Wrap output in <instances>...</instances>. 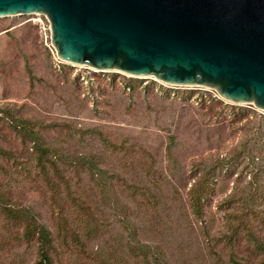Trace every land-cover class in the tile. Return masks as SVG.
Instances as JSON below:
<instances>
[{
  "label": "rangeland",
  "instance_id": "1",
  "mask_svg": "<svg viewBox=\"0 0 264 264\" xmlns=\"http://www.w3.org/2000/svg\"><path fill=\"white\" fill-rule=\"evenodd\" d=\"M159 85L151 78L61 63L43 17L0 19V106L27 120L58 154L99 155L98 163L111 181L105 191L88 180L74 191L77 200L89 201L92 214L103 223L101 232L84 242L85 247L67 238L68 247L59 248L53 264H140L128 252V245L134 247L138 240L159 247L169 264H232V260L258 264L260 255L252 240L264 245V131L257 139L252 133L254 127L264 125V113L251 105L222 101L213 91L175 87L167 93ZM200 99H210L215 107L202 110L195 103ZM230 108L234 113L247 112L243 119L235 118ZM93 131L100 138L89 137ZM171 136L176 138L178 159L184 164L229 155L228 160L234 161L233 171L214 186L207 228L188 215L185 203L170 204L173 195L168 185L175 182L171 179L161 183L160 193L154 191L162 200L160 210L172 206L170 234L161 225L160 234L156 232L148 206L123 191V181L151 185L160 176L169 177L165 150ZM17 138L13 127L0 120V151L33 165L34 155L26 153ZM105 139L110 146L102 143ZM255 147L263 150L262 156L249 159ZM257 168L261 169L256 181L263 189L261 195L244 192L248 183L255 182L250 171ZM13 169L12 162L0 156V193L12 204L32 207L53 228L40 181ZM76 212L73 209L69 215L75 217ZM124 217L132 229H124ZM66 228L72 232L74 223ZM21 235L22 228L8 224L0 215V264L35 263L33 246L23 244ZM231 235L237 240L228 241Z\"/></svg>",
  "mask_w": 264,
  "mask_h": 264
},
{
  "label": "water",
  "instance_id": "2",
  "mask_svg": "<svg viewBox=\"0 0 264 264\" xmlns=\"http://www.w3.org/2000/svg\"><path fill=\"white\" fill-rule=\"evenodd\" d=\"M43 17L63 64L213 91L264 113V0H0Z\"/></svg>",
  "mask_w": 264,
  "mask_h": 264
},
{
  "label": "trees",
  "instance_id": "3",
  "mask_svg": "<svg viewBox=\"0 0 264 264\" xmlns=\"http://www.w3.org/2000/svg\"><path fill=\"white\" fill-rule=\"evenodd\" d=\"M76 81H78V79ZM159 86H162L167 93L175 88L162 84ZM126 88L131 87L129 86ZM195 103L202 110L215 107V104L210 105V99H200ZM228 110L232 117H241L242 119L245 116L243 112H247L245 110H238L234 113L233 111L231 112V108ZM261 119L264 121V116H262ZM0 120H3L10 127H13L18 136L17 139H19L21 148L26 153H29V155H34V164H24L19 159H12L6 154V150H3V152L0 151V156L12 162L14 165L13 170L16 173L35 177L40 181L44 187V192L47 194V207L50 209L49 216L54 223L53 228L48 227V225L44 223L39 212H36L32 207H20L19 205L12 204L8 201L7 197L1 193L0 215L4 217L8 224L22 228L21 241L23 244L33 246L37 258L34 264H53V261L58 258L59 248L64 246L68 247V244H66L67 238H69L75 246L85 247L86 243L97 238L101 232V224L103 223L100 224L92 214L89 206L90 204H88L89 201L77 200V197L74 196V191L78 190L81 184L86 180L93 181L94 184L105 191L107 187H111V181L108 182L104 170L98 163L99 155L96 157L91 154H83L74 157L73 155L56 153L45 143L43 135L39 134L35 128L31 127L27 120L6 111L3 106H0ZM254 128L252 137L257 139L260 137V133L264 131V125ZM95 132L96 131H93L89 137L93 138L96 134L100 138V133ZM193 135H195V133H193ZM175 139V136L169 138V146L167 150H165V152L167 151V175L169 177L164 178L160 176L154 180L151 185L148 183L144 185L143 182L136 181L133 183L122 182V185L125 187L123 191L127 193V195L130 193V196L135 202L148 206V210L151 212L150 216L153 217L152 226L158 233L160 225L167 233H172V228H170L171 225H169V222H171L169 218L172 210L171 205L181 202L185 203L187 213L189 212L188 215L198 222L202 228H207V211L210 207L211 198L215 194L214 186L218 180L225 179L234 169V161L228 160L232 158L231 155H229L227 159L219 158L218 156L213 161L206 163L194 159H191L187 164L180 162L177 155L178 144L175 142ZM67 140H72V138ZM102 143L108 146L111 145L110 141L106 139L102 140ZM262 151L261 148L255 147L251 150L252 156L248 154V158L256 160L258 157L260 158L262 156ZM243 152H245V150H243ZM237 155H240V153ZM101 159L100 157V160ZM250 174L251 180L255 182L248 183L244 192L261 195L263 189L256 183L258 174H261V169L257 168L255 171H250ZM70 177H74L75 180L72 181ZM170 179L175 181L172 186L168 185L172 189L171 192L173 195V198L170 199L171 205H165V209L163 210V206L160 210V201L162 200L161 197L154 194V191L157 190L160 193L161 183L167 184ZM73 209L77 211L75 217L69 215L70 211ZM67 211H69L68 214ZM129 221L127 217H124V221L122 222L126 231L132 229ZM157 222H159V224ZM68 223H74V229L70 233L67 232L70 230L66 228ZM243 223L246 224L245 222ZM226 239L232 241L235 237L231 235V237H226ZM252 243L255 250L260 255L258 264H264V245L254 238ZM127 244H129V242ZM128 249L130 256L138 259L140 264H169L165 257L166 254L161 251L159 247H156L150 242L138 240L134 247L129 244ZM215 257H217V255H215ZM231 263L247 264L244 260H232Z\"/></svg>",
  "mask_w": 264,
  "mask_h": 264
}]
</instances>
